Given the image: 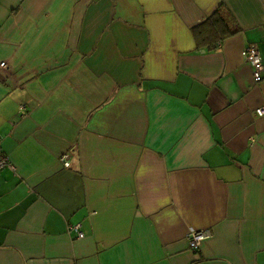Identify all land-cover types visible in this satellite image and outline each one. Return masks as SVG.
I'll return each mask as SVG.
<instances>
[{
    "label": "crops",
    "instance_id": "0c3cea01",
    "mask_svg": "<svg viewBox=\"0 0 264 264\" xmlns=\"http://www.w3.org/2000/svg\"><path fill=\"white\" fill-rule=\"evenodd\" d=\"M249 46L264 0H0V264H264Z\"/></svg>",
    "mask_w": 264,
    "mask_h": 264
},
{
    "label": "built area",
    "instance_id": "2783aa9c",
    "mask_svg": "<svg viewBox=\"0 0 264 264\" xmlns=\"http://www.w3.org/2000/svg\"><path fill=\"white\" fill-rule=\"evenodd\" d=\"M242 56L245 60V62L250 66L251 68V74L252 79L254 82H260L262 78H264V66H262V60L258 53V50L255 46H249L245 48L242 52ZM4 64H0V66H3ZM23 109V108H21ZM256 114L258 116L264 115V110H256ZM60 161L63 163L64 167H68V162H65L63 158L60 159ZM10 169L13 170L14 167L10 163L8 157L3 154L1 147H0V171L3 169ZM69 231H74L77 238H82V233L79 231L78 226H69ZM208 236L206 232L203 231H194L191 230L187 234V240L188 245L192 251H196L200 243Z\"/></svg>",
    "mask_w": 264,
    "mask_h": 264
},
{
    "label": "trees",
    "instance_id": "16d2710c",
    "mask_svg": "<svg viewBox=\"0 0 264 264\" xmlns=\"http://www.w3.org/2000/svg\"><path fill=\"white\" fill-rule=\"evenodd\" d=\"M223 21H224L223 15L221 14L219 10H217L212 16L208 18V20H206V22H204V24H202V26L203 25L205 26L206 24H208L209 26L208 28H211V29H207L203 31L198 29L197 31H195L196 38L206 43L208 42V39L211 38V36H217L218 38H222V37L234 34V32L236 31L230 28L226 30L227 34H222L218 36V34L215 33L217 31L218 25L220 24V22H223ZM211 32L213 33V35H211L212 34Z\"/></svg>",
    "mask_w": 264,
    "mask_h": 264
}]
</instances>
